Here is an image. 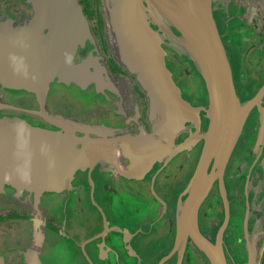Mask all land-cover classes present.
<instances>
[{
    "label": "flooded vegetation",
    "instance_id": "1",
    "mask_svg": "<svg viewBox=\"0 0 264 264\" xmlns=\"http://www.w3.org/2000/svg\"><path fill=\"white\" fill-rule=\"evenodd\" d=\"M80 4L86 5L82 8L94 42L88 40L78 50L76 62L90 55L97 58L94 68L102 81L86 90L54 82L47 110L72 121L105 125L114 133L101 135L109 145L102 149L98 162L77 173L71 189L37 195L4 186L0 257L4 264H27L29 251H34L40 264H211L190 237L186 245L178 241L179 207L187 198L203 140L160 161L138 163L125 157L124 145L132 152L129 158L147 151L141 141L153 128L147 99L111 52L104 17L101 32L93 27L99 23L89 14L87 1ZM219 9L223 13L217 18ZM213 10L238 97L250 112L228 162L223 189L222 182L215 180L200 207L198 227L212 244L221 238L227 264H250L252 254L254 264H264V0H213ZM32 14L27 0H0V21L21 25ZM165 50L167 66L184 99L200 109L199 116L177 136L175 143L181 145L209 129L210 121L201 110L208 107L209 99L203 82H196L201 79L187 76L177 55L168 47ZM17 93L26 95L27 101L9 98ZM0 104L39 111L34 95L1 86ZM4 117L59 130L31 113L0 109V118ZM214 165L215 161L210 173Z\"/></svg>",
    "mask_w": 264,
    "mask_h": 264
},
{
    "label": "water",
    "instance_id": "2",
    "mask_svg": "<svg viewBox=\"0 0 264 264\" xmlns=\"http://www.w3.org/2000/svg\"><path fill=\"white\" fill-rule=\"evenodd\" d=\"M27 1L32 4L33 14L24 24L14 25L9 19L0 21V86L34 95L39 111L4 104H0V109L38 115L59 130L34 127L23 119L0 118V192L5 185H11L37 195L61 193L72 188L78 172L98 162L102 149L109 145L101 135L112 134L114 130L48 112L47 98L54 82L75 84L86 90L92 83L99 85L102 76L96 73L94 65L98 59L92 55L76 62L78 50L88 40L94 42L91 24L80 1ZM103 3L106 30L114 40L111 52L140 85L153 127L150 134L141 138L147 146L145 153L143 150L137 157L133 153L135 156L129 158L132 152L127 145L122 153L138 163L160 161L203 140L198 163L186 188L187 198L179 207L178 241L186 245L190 237L211 264H227L221 238L212 244L201 234L198 214L214 181H223L250 108L241 104L238 97L231 62L214 16L213 0H103ZM165 47L183 57L187 76H193L190 67L194 68L209 99L208 107L201 109L210 121L209 129L181 145L175 143L177 136L186 123L199 116L200 109L184 99L167 66ZM0 264H4L3 257ZM27 264H40L34 251H29ZM250 264H254L253 254Z\"/></svg>",
    "mask_w": 264,
    "mask_h": 264
},
{
    "label": "rangeland",
    "instance_id": "3",
    "mask_svg": "<svg viewBox=\"0 0 264 264\" xmlns=\"http://www.w3.org/2000/svg\"><path fill=\"white\" fill-rule=\"evenodd\" d=\"M81 1V0H80ZM87 1V4H88V6L90 7V9H91V11H95L96 10V8L98 7V2H97V0H86ZM86 6V5H85ZM84 5L82 6V7H85ZM101 6H102V14H103V17H104V20H105V22H106V25H107V19H106V10H105V7H104V3H103V0H101ZM215 9H217V3L215 2ZM217 12V18H219V15H220V13H221V11H220V9L219 10H217L216 11ZM108 33H107V36H106V38L108 39H110V37H108ZM108 42H109V44H111V42H110V40H108ZM177 57L179 58V60L184 64V62H183V57H180L178 54H177ZM189 67V66H188ZM234 68L236 69V74L238 75V68L236 67V65L234 66ZM190 70L192 71V75L193 76H195V77H197L198 75L195 73V72H193L194 71V68L193 67H190ZM237 78H238V80H239V76H237ZM191 81H195V80H191ZM201 80H196V82L197 83H199ZM186 85H187V83H185ZM194 85V84H193ZM188 86V85H187ZM18 94V93H17ZM26 96V95H25ZM25 96H23V94H18V95H10V97H9V95H7L6 96V98L7 97H9L11 100H13V101H17V103L18 102H20V101H27V99H25L24 97ZM81 101L82 100H78L77 102H79V103H81Z\"/></svg>",
    "mask_w": 264,
    "mask_h": 264
},
{
    "label": "trees",
    "instance_id": "4",
    "mask_svg": "<svg viewBox=\"0 0 264 264\" xmlns=\"http://www.w3.org/2000/svg\"><path fill=\"white\" fill-rule=\"evenodd\" d=\"M97 2H98V7L96 8V10L93 12V11H91V9H90V7L88 6V9H89V14L92 16V17H94V16H96L97 17V19H96V21H97V23H99V25H96V24H94L93 25V27L94 28H96V29H98V30H101V32H102V30H103V28H104V26H105V23H104V21H103V14H102V6H101V0H97ZM101 32H99V35L101 36V35H103V33L101 34Z\"/></svg>",
    "mask_w": 264,
    "mask_h": 264
},
{
    "label": "bare ground",
    "instance_id": "5",
    "mask_svg": "<svg viewBox=\"0 0 264 264\" xmlns=\"http://www.w3.org/2000/svg\"><path fill=\"white\" fill-rule=\"evenodd\" d=\"M109 37H110V42L112 43V45H114V40H113V36L111 34V32L109 31Z\"/></svg>",
    "mask_w": 264,
    "mask_h": 264
},
{
    "label": "crops",
    "instance_id": "6",
    "mask_svg": "<svg viewBox=\"0 0 264 264\" xmlns=\"http://www.w3.org/2000/svg\"><path fill=\"white\" fill-rule=\"evenodd\" d=\"M226 4H228V3H226ZM225 8V7H224ZM223 9V8H222ZM222 9H220V11H221V13H220V15H222V13H223V10ZM239 40V39H238Z\"/></svg>",
    "mask_w": 264,
    "mask_h": 264
}]
</instances>
